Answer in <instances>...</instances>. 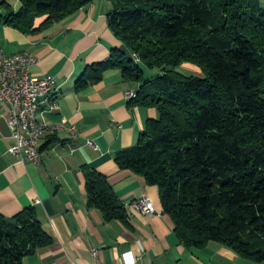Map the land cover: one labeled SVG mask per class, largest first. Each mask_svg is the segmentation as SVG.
<instances>
[{
    "label": "trees",
    "instance_id": "obj_1",
    "mask_svg": "<svg viewBox=\"0 0 264 264\" xmlns=\"http://www.w3.org/2000/svg\"><path fill=\"white\" fill-rule=\"evenodd\" d=\"M17 1V10L11 6ZM97 0H0V26L39 34ZM123 47L87 69L140 84L131 105L151 108L137 143L116 153L120 170L157 187L163 213L186 248L215 242L264 262V9L261 0H104ZM136 55V58H134ZM190 65L200 75L178 69ZM145 67L157 71L146 78ZM80 81V80H79ZM87 207L127 222L107 178L88 167ZM53 242L33 207L0 215V264Z\"/></svg>",
    "mask_w": 264,
    "mask_h": 264
},
{
    "label": "crops",
    "instance_id": "obj_2",
    "mask_svg": "<svg viewBox=\"0 0 264 264\" xmlns=\"http://www.w3.org/2000/svg\"><path fill=\"white\" fill-rule=\"evenodd\" d=\"M260 3L264 9V0ZM11 6L17 10L19 4L11 1ZM109 11L108 2L97 0L39 34L0 26V49L8 55L32 54L38 63L30 74L56 81L39 122L54 128L66 120L62 129L41 140L39 164L22 162L9 153L14 141L0 104V215L10 219L33 207L53 239L23 264H264L215 242L202 249L180 244L172 220L163 213L158 188L115 164L116 153L133 147L157 112L131 105L125 92L137 88L119 70L104 71L97 83L86 74L88 67L123 47L109 27ZM84 167L107 178L126 209V223L105 221L99 210L87 207ZM143 196L153 201L155 215L131 208Z\"/></svg>",
    "mask_w": 264,
    "mask_h": 264
},
{
    "label": "built area",
    "instance_id": "obj_3",
    "mask_svg": "<svg viewBox=\"0 0 264 264\" xmlns=\"http://www.w3.org/2000/svg\"><path fill=\"white\" fill-rule=\"evenodd\" d=\"M0 56H9V64L0 63V104L5 107L7 126L14 141L9 153L22 162L37 165L40 159H36V149H30L24 145L20 130H17V120H12L11 106H18L20 114H24L25 119H32L37 140L38 133L53 134L63 128L66 120H63L62 126L51 128L39 122L38 115L43 106L51 103L53 95H48V88H56V81L51 76L36 78L30 74L31 67L38 63V59L28 52L8 55L0 49ZM125 97L134 99L135 90L125 92ZM88 144L93 145L92 142ZM131 208L146 215L157 213L153 201L147 196L136 200ZM96 253L93 251V255Z\"/></svg>",
    "mask_w": 264,
    "mask_h": 264
},
{
    "label": "bare ground",
    "instance_id": "obj_4",
    "mask_svg": "<svg viewBox=\"0 0 264 264\" xmlns=\"http://www.w3.org/2000/svg\"><path fill=\"white\" fill-rule=\"evenodd\" d=\"M1 64H9V56H0ZM55 88H48V95H53ZM137 93L135 91V97ZM132 100V98H127ZM12 120H17V130H20L21 139L26 147L30 149H36V159H40L39 146L43 137L47 133H37L34 132L32 126V119H25L24 114H20L18 106H11Z\"/></svg>",
    "mask_w": 264,
    "mask_h": 264
},
{
    "label": "rangeland",
    "instance_id": "obj_5",
    "mask_svg": "<svg viewBox=\"0 0 264 264\" xmlns=\"http://www.w3.org/2000/svg\"><path fill=\"white\" fill-rule=\"evenodd\" d=\"M3 10H0V13L2 12ZM144 71H145V77L146 78H151V77H155L156 74H158L157 71H151V70H148L146 69L145 67H143ZM181 73L185 74V75H196V76H199L200 75V71L193 67V69H189V68H185V66H182L178 69ZM136 86V88L138 89L140 84H134ZM263 98H264V95H263Z\"/></svg>",
    "mask_w": 264,
    "mask_h": 264
}]
</instances>
